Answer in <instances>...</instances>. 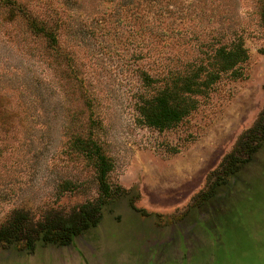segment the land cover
Instances as JSON below:
<instances>
[{"label": "rangeland", "instance_id": "rangeland-1", "mask_svg": "<svg viewBox=\"0 0 264 264\" xmlns=\"http://www.w3.org/2000/svg\"><path fill=\"white\" fill-rule=\"evenodd\" d=\"M263 5L0 0V264H264ZM174 82L194 107L149 124ZM96 149L99 223L29 247L96 206Z\"/></svg>", "mask_w": 264, "mask_h": 264}, {"label": "trees", "instance_id": "trees-1", "mask_svg": "<svg viewBox=\"0 0 264 264\" xmlns=\"http://www.w3.org/2000/svg\"><path fill=\"white\" fill-rule=\"evenodd\" d=\"M262 18L264 21V5L262 7ZM237 54V53H236ZM239 54V53H238ZM221 56L224 53L220 54ZM235 54L226 55L230 59V64L233 63V57ZM221 56L216 57V62L220 63ZM222 63V62H221ZM225 63H222V69L227 68ZM198 75H193L189 78H186L183 81L184 87L190 92L200 91L201 85H198L195 82V79ZM198 85V86H197ZM198 88V89H196ZM181 90L178 88L177 82H174L172 88H168L162 93H160L156 98L150 100V106L148 108V114L146 120L149 124L156 127H165L171 122H176L182 116L187 114L191 108L194 107V101L192 97H185L184 94L180 93ZM262 141H264V135L262 136ZM261 141V142H262ZM259 145V144H258ZM257 147V146H256ZM254 151V150H253ZM251 151V153L253 152ZM96 153L99 159L98 168L100 173V180L102 184V193L97 199L96 206L93 207L92 211H86L84 209L74 210L67 216H61L54 220V223L48 224L47 221L38 222L33 229V233H27L26 240L27 245L31 247L35 239L41 237L43 241L58 243V244H69L74 236L79 234L83 229H88L94 227L99 223L103 215V207L107 199L112 197L113 194L109 190L107 183L105 182L104 174L107 170L106 160L102 154ZM245 160L236 158L235 163L233 164L232 169H230L231 174H235L239 170L240 165L244 163ZM28 220V217L25 213L18 211L14 216V221ZM25 222V223H26ZM7 227L6 225L0 227V241L7 237Z\"/></svg>", "mask_w": 264, "mask_h": 264}]
</instances>
